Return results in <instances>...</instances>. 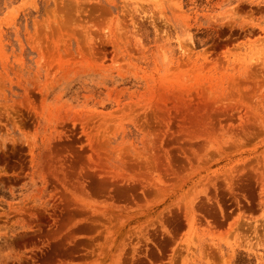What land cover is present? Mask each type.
Here are the masks:
<instances>
[{"label":"rangeland","instance_id":"rangeland-1","mask_svg":"<svg viewBox=\"0 0 264 264\" xmlns=\"http://www.w3.org/2000/svg\"><path fill=\"white\" fill-rule=\"evenodd\" d=\"M0 264H264V0H0Z\"/></svg>","mask_w":264,"mask_h":264}]
</instances>
